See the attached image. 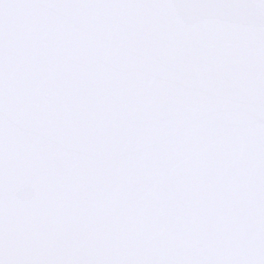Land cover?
Listing matches in <instances>:
<instances>
[{"label":"snow or ice","instance_id":"obj_1","mask_svg":"<svg viewBox=\"0 0 264 264\" xmlns=\"http://www.w3.org/2000/svg\"><path fill=\"white\" fill-rule=\"evenodd\" d=\"M0 264H264V0H0Z\"/></svg>","mask_w":264,"mask_h":264}]
</instances>
